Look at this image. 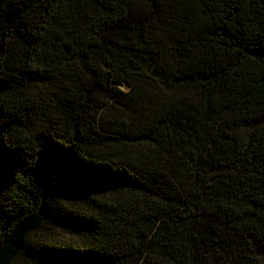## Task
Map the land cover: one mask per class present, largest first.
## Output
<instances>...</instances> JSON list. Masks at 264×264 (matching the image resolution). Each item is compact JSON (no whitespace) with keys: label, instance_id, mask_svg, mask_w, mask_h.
Masks as SVG:
<instances>
[{"label":"trees","instance_id":"obj_1","mask_svg":"<svg viewBox=\"0 0 264 264\" xmlns=\"http://www.w3.org/2000/svg\"><path fill=\"white\" fill-rule=\"evenodd\" d=\"M0 264H264V0H0Z\"/></svg>","mask_w":264,"mask_h":264},{"label":"rangeland","instance_id":"obj_2","mask_svg":"<svg viewBox=\"0 0 264 264\" xmlns=\"http://www.w3.org/2000/svg\"><path fill=\"white\" fill-rule=\"evenodd\" d=\"M120 87L123 89V90H127L128 87L125 85V84H120Z\"/></svg>","mask_w":264,"mask_h":264}]
</instances>
